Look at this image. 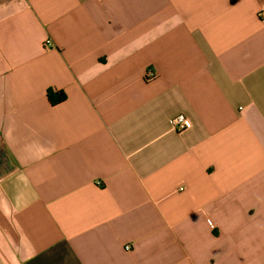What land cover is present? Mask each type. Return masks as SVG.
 Instances as JSON below:
<instances>
[{"label": "crops", "instance_id": "0c3cea01", "mask_svg": "<svg viewBox=\"0 0 264 264\" xmlns=\"http://www.w3.org/2000/svg\"><path fill=\"white\" fill-rule=\"evenodd\" d=\"M0 264H264V0H0Z\"/></svg>", "mask_w": 264, "mask_h": 264}, {"label": "built area", "instance_id": "2783aa9c", "mask_svg": "<svg viewBox=\"0 0 264 264\" xmlns=\"http://www.w3.org/2000/svg\"><path fill=\"white\" fill-rule=\"evenodd\" d=\"M51 42L47 41L46 45H50ZM157 77L156 72L153 69H148L146 73V79L147 80H153ZM172 129L178 133L185 132L192 128L193 122L190 118L185 116L184 114H180L176 117H174L171 121Z\"/></svg>", "mask_w": 264, "mask_h": 264}, {"label": "trees", "instance_id": "16d2710c", "mask_svg": "<svg viewBox=\"0 0 264 264\" xmlns=\"http://www.w3.org/2000/svg\"><path fill=\"white\" fill-rule=\"evenodd\" d=\"M67 98L66 94L64 92H57L54 93L52 91L49 92V99L52 105H57L65 101Z\"/></svg>", "mask_w": 264, "mask_h": 264}]
</instances>
